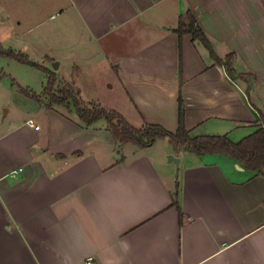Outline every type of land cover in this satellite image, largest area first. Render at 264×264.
<instances>
[{
	"label": "crops",
	"instance_id": "obj_1",
	"mask_svg": "<svg viewBox=\"0 0 264 264\" xmlns=\"http://www.w3.org/2000/svg\"><path fill=\"white\" fill-rule=\"evenodd\" d=\"M187 11L244 78L173 32ZM0 45L137 129L175 132L179 97L191 138L237 143L264 115V0H0ZM5 76L0 264H264V176L168 138L119 144L104 121L84 127Z\"/></svg>",
	"mask_w": 264,
	"mask_h": 264
},
{
	"label": "trees",
	"instance_id": "obj_2",
	"mask_svg": "<svg viewBox=\"0 0 264 264\" xmlns=\"http://www.w3.org/2000/svg\"><path fill=\"white\" fill-rule=\"evenodd\" d=\"M173 32L177 34L180 40L183 35H191L193 40L200 42L209 51L213 61L225 69L230 80L244 78L235 73L232 67V55L226 56L223 60L217 57L191 12L187 11L179 17L177 27ZM0 56L34 67L46 75V84L40 95L24 89L12 81L11 85L17 87L22 95L37 103H45L47 109L56 106L64 108L67 112L75 113L84 127H89L98 121H104L107 130L119 144L131 143L140 148H147L156 139L168 138L175 151L185 149L198 156L223 154L234 159L246 170L256 171L264 176V115L260 112H258V129L237 143L231 142L227 136L191 138L184 125V108L181 97L178 98V124L175 132H170L160 125L147 122H144L142 128L137 129L131 126L118 112L103 108L93 102L83 101L71 84L59 80L53 72L42 65L31 62L25 54L3 49L0 45ZM171 205L175 206L179 212L175 201H172ZM179 221L182 222L180 212Z\"/></svg>",
	"mask_w": 264,
	"mask_h": 264
},
{
	"label": "rangeland",
	"instance_id": "obj_3",
	"mask_svg": "<svg viewBox=\"0 0 264 264\" xmlns=\"http://www.w3.org/2000/svg\"><path fill=\"white\" fill-rule=\"evenodd\" d=\"M3 49H6L2 46ZM41 65V64H40ZM43 67H45L43 65ZM50 68H52V64L50 65ZM0 70L6 75L4 78H6V81L9 85V88L14 87L11 85V82L14 81L17 85L24 89H28L35 93L36 95H40L43 88L46 84V75L31 66L20 64L12 59L1 57L0 56ZM63 77L66 80H70V76L67 73H63ZM6 83V84H7ZM17 88V87H16ZM18 94V93H17ZM101 99H105L104 96H102ZM7 109V108H4ZM1 110V109H0ZM12 115H9V117ZM2 116V111H0V118ZM8 117V118H9ZM1 122V119H0Z\"/></svg>",
	"mask_w": 264,
	"mask_h": 264
},
{
	"label": "water",
	"instance_id": "obj_4",
	"mask_svg": "<svg viewBox=\"0 0 264 264\" xmlns=\"http://www.w3.org/2000/svg\"><path fill=\"white\" fill-rule=\"evenodd\" d=\"M52 68L57 69V64L54 63V64L52 65ZM77 91L79 92V90H77ZM167 160H168V162H173V163H175L176 166H177L178 163H179V160H178L177 158L172 157V156H168Z\"/></svg>",
	"mask_w": 264,
	"mask_h": 264
},
{
	"label": "built area",
	"instance_id": "obj_5",
	"mask_svg": "<svg viewBox=\"0 0 264 264\" xmlns=\"http://www.w3.org/2000/svg\"><path fill=\"white\" fill-rule=\"evenodd\" d=\"M31 125V124H30Z\"/></svg>",
	"mask_w": 264,
	"mask_h": 264
}]
</instances>
